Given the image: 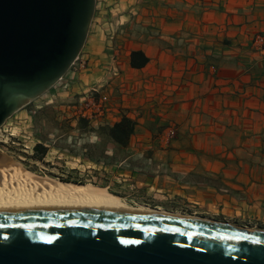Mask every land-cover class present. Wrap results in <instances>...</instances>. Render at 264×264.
I'll list each match as a JSON object with an SVG mask.
<instances>
[{
	"label": "rangeland",
	"instance_id": "1",
	"mask_svg": "<svg viewBox=\"0 0 264 264\" xmlns=\"http://www.w3.org/2000/svg\"><path fill=\"white\" fill-rule=\"evenodd\" d=\"M258 36L264 39V0H96L79 59L61 81L6 121L0 150L42 177L105 187L132 205L264 231V129L241 137L217 128L195 133L224 124L181 123L167 113L130 107L136 81L126 67L127 54L144 46L226 51L232 58L257 54L264 62ZM124 117L136 123L127 148L107 136ZM182 160L211 163L217 170L210 177L205 169L196 177L183 175ZM239 162L240 172L260 185L244 186L237 194L222 172ZM195 189H213L237 202H221L212 214L203 213L195 207Z\"/></svg>",
	"mask_w": 264,
	"mask_h": 264
},
{
	"label": "water",
	"instance_id": "2",
	"mask_svg": "<svg viewBox=\"0 0 264 264\" xmlns=\"http://www.w3.org/2000/svg\"><path fill=\"white\" fill-rule=\"evenodd\" d=\"M95 4L0 0V128L71 69ZM0 264H264V231L143 212L0 211Z\"/></svg>",
	"mask_w": 264,
	"mask_h": 264
},
{
	"label": "crops",
	"instance_id": "3",
	"mask_svg": "<svg viewBox=\"0 0 264 264\" xmlns=\"http://www.w3.org/2000/svg\"><path fill=\"white\" fill-rule=\"evenodd\" d=\"M138 50H142L149 58V63L142 69H135L130 65L132 52ZM239 55L236 54L232 58L226 51L215 53L196 48L161 51L152 46H144L133 49L127 54L126 67L129 72L134 73L136 81L134 92L137 98L129 106L148 108L147 114L167 113V117L181 123L195 119V123L224 124L195 128V133L217 128L222 131L221 133L237 131L236 135L241 137L252 130L262 131L264 62L257 54ZM217 56L221 58L220 62L215 61ZM239 59L242 62L236 63ZM139 79L143 80L138 82ZM238 123V126L234 125ZM215 167L216 165L211 163L201 164L196 160L195 163H189L188 160H182L180 173L189 176L195 172L196 177L197 170L205 169L208 172L204 174L210 177L217 170ZM243 168L244 164L239 162L235 168L230 165L222 172L223 182L231 187L233 193L235 191L239 194L244 186L248 189V185H252L251 187L260 185L256 182L251 183L247 175L240 172ZM231 169H235L236 172L229 171ZM221 202H224V206H231L237 201L229 195L218 194L213 189L207 191L195 189V207L203 213L215 212L217 205L221 206Z\"/></svg>",
	"mask_w": 264,
	"mask_h": 264
},
{
	"label": "bare ground",
	"instance_id": "4",
	"mask_svg": "<svg viewBox=\"0 0 264 264\" xmlns=\"http://www.w3.org/2000/svg\"><path fill=\"white\" fill-rule=\"evenodd\" d=\"M61 80L59 79L58 82ZM30 101L31 99L19 101L18 108L27 105ZM39 209L114 210L201 219L198 216L172 213L162 208L142 204L132 205L105 187L42 177L0 150V211Z\"/></svg>",
	"mask_w": 264,
	"mask_h": 264
},
{
	"label": "trees",
	"instance_id": "5",
	"mask_svg": "<svg viewBox=\"0 0 264 264\" xmlns=\"http://www.w3.org/2000/svg\"><path fill=\"white\" fill-rule=\"evenodd\" d=\"M149 63V58L142 51H135L131 54V67L135 69H142ZM136 132V123L128 117L122 118L119 122L107 129L108 138L115 144L124 148L129 146L131 137ZM37 151H42V154L47 153V149L42 145L35 147Z\"/></svg>",
	"mask_w": 264,
	"mask_h": 264
},
{
	"label": "built area",
	"instance_id": "6",
	"mask_svg": "<svg viewBox=\"0 0 264 264\" xmlns=\"http://www.w3.org/2000/svg\"><path fill=\"white\" fill-rule=\"evenodd\" d=\"M264 43V39L261 36H258L255 40V44L259 45V44H263ZM79 59V57L77 58V60ZM76 60V61H77ZM75 61V62H76Z\"/></svg>",
	"mask_w": 264,
	"mask_h": 264
}]
</instances>
